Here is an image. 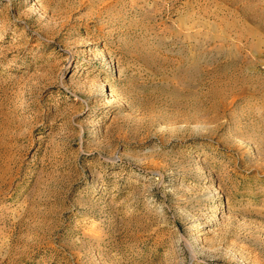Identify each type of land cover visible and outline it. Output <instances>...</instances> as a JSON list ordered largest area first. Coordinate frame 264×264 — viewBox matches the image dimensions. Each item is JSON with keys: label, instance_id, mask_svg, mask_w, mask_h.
<instances>
[{"label": "rangeland", "instance_id": "374dc122", "mask_svg": "<svg viewBox=\"0 0 264 264\" xmlns=\"http://www.w3.org/2000/svg\"><path fill=\"white\" fill-rule=\"evenodd\" d=\"M0 264H264V0H0Z\"/></svg>", "mask_w": 264, "mask_h": 264}]
</instances>
